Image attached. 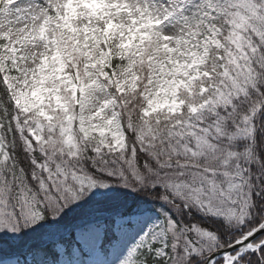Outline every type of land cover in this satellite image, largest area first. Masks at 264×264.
I'll return each instance as SVG.
<instances>
[{
	"label": "snow or ice",
	"instance_id": "obj_1",
	"mask_svg": "<svg viewBox=\"0 0 264 264\" xmlns=\"http://www.w3.org/2000/svg\"><path fill=\"white\" fill-rule=\"evenodd\" d=\"M0 264H264V0H0Z\"/></svg>",
	"mask_w": 264,
	"mask_h": 264
}]
</instances>
